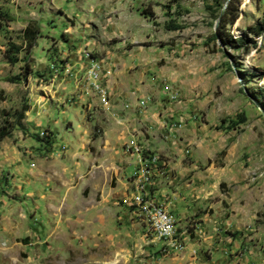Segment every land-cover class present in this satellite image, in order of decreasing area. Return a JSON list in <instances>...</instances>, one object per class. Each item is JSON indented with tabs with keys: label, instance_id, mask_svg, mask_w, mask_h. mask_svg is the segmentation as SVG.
Returning <instances> with one entry per match:
<instances>
[{
	"label": "rangeland",
	"instance_id": "1",
	"mask_svg": "<svg viewBox=\"0 0 264 264\" xmlns=\"http://www.w3.org/2000/svg\"><path fill=\"white\" fill-rule=\"evenodd\" d=\"M0 12V264H264V32L251 34L264 0H0ZM89 60L137 108L111 91L105 107L83 82ZM132 136L184 171L183 251L133 203Z\"/></svg>",
	"mask_w": 264,
	"mask_h": 264
},
{
	"label": "built area",
	"instance_id": "2",
	"mask_svg": "<svg viewBox=\"0 0 264 264\" xmlns=\"http://www.w3.org/2000/svg\"><path fill=\"white\" fill-rule=\"evenodd\" d=\"M105 78L107 77L100 62L98 60L90 61L83 82H86L89 89L102 100L105 107H108L110 95L104 84ZM128 150L139 157V166L134 176L136 194L133 203L135 207L141 210L148 225V230L155 235L159 242H163L168 248L183 251V236L179 232L176 219L151 194L154 176L163 171L166 167L165 162L158 154L149 153L146 155L147 149L137 143L129 145Z\"/></svg>",
	"mask_w": 264,
	"mask_h": 264
},
{
	"label": "crops",
	"instance_id": "3",
	"mask_svg": "<svg viewBox=\"0 0 264 264\" xmlns=\"http://www.w3.org/2000/svg\"><path fill=\"white\" fill-rule=\"evenodd\" d=\"M107 88L109 89V94L111 95V92L117 94V96H120V99H126L129 101L132 110L137 108L136 106V100L131 96V91L130 93H118L116 92L115 87H119V84L117 80H110L106 82ZM118 85V86H117ZM111 91V92H110ZM133 94V93H132ZM111 98V97H110ZM112 102V100H111ZM128 103V102H127ZM124 114V112H123ZM129 114V113H127ZM131 116V113L126 117V120H128ZM131 125H129L130 127ZM136 136H132L131 141L135 143L136 141ZM145 148H149L150 150L154 151L151 147L152 145L147 143L143 145ZM184 171H177L176 167L174 165H171V163L168 165V167H165L162 172H159L156 174L153 182V186L151 187V194L152 196L157 200V202L161 205H164L167 207V209L170 211L172 214V208L179 210L180 206L184 207L187 212L183 213V216L187 217L188 215V199L187 195L183 197V192L182 190V179L184 178ZM193 187L190 189H186L187 192H190L193 190ZM180 198V199H179ZM186 198V201L184 202ZM181 200V202H179ZM183 201V202H182ZM187 207V208H186Z\"/></svg>",
	"mask_w": 264,
	"mask_h": 264
},
{
	"label": "trees",
	"instance_id": "4",
	"mask_svg": "<svg viewBox=\"0 0 264 264\" xmlns=\"http://www.w3.org/2000/svg\"><path fill=\"white\" fill-rule=\"evenodd\" d=\"M224 15V14H223ZM149 16L150 17H153L154 16V14L153 13H149ZM5 15L3 14V13H1L0 12V20H5ZM222 19H223V16L221 17ZM233 22H235V18H233L232 19V21H231V23H233ZM171 29L172 30H177V29H179V28H177V27H171ZM264 32V20H263V22L262 23H260L258 26H256L254 29H251V34L252 35H254V36H259L261 33H263ZM39 33V31L36 29V31H34L33 30V27H32V25H29V27H27V29L24 31V37H25V39H26V41H27V46L31 49V48H33V46H34V43H35V41H36V36H37V34ZM214 37H215V39L217 40V38L219 39L220 38V40L224 43V44H228V45H230V46H232V45H234V42L233 41H227L226 39H224L225 37L220 33V31L219 32H217L215 35H214ZM248 43H250V41H247ZM246 46V45H245ZM235 47V46H234ZM246 51H249V48L246 46V49H245ZM28 110H29V108H25L24 109V115H25V113H27L28 112ZM244 122V119L242 120V122L241 123H232V122H230V125H229V129H231V130H234L237 126H238V124H242ZM225 124H226V122H225ZM21 125V124H20ZM20 125H18L17 127L18 128H20ZM49 146H51L52 145V141L50 140V139H48V140H46L45 141Z\"/></svg>",
	"mask_w": 264,
	"mask_h": 264
}]
</instances>
